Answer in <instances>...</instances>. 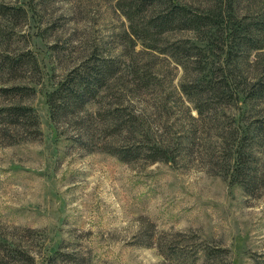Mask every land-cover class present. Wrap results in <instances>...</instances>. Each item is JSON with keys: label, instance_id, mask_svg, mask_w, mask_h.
Returning a JSON list of instances; mask_svg holds the SVG:
<instances>
[{"label": "rangeland", "instance_id": "obj_1", "mask_svg": "<svg viewBox=\"0 0 264 264\" xmlns=\"http://www.w3.org/2000/svg\"><path fill=\"white\" fill-rule=\"evenodd\" d=\"M118 1L0 0V89L33 88L20 103L41 132L0 146V264H45L57 251L90 264H264V191L250 197L198 168L85 153L50 123L46 95L83 65L113 61L107 87H149L158 97L180 87L182 65L161 49L189 35L167 34L149 48ZM236 1L240 18H264V0ZM253 56L264 65V44ZM10 101L0 96V107ZM259 167L264 175V154ZM152 234L173 241L168 253L136 244ZM14 247L33 261L12 259Z\"/></svg>", "mask_w": 264, "mask_h": 264}, {"label": "trees", "instance_id": "obj_2", "mask_svg": "<svg viewBox=\"0 0 264 264\" xmlns=\"http://www.w3.org/2000/svg\"><path fill=\"white\" fill-rule=\"evenodd\" d=\"M201 3L194 8L183 0L117 2L132 35L150 42L149 48L167 34L189 35L161 49L182 65L177 90L158 97L149 87H107L118 70L113 61L83 65L46 95L49 120L56 129L68 130V139L85 153L104 152L126 163L198 168L258 197L264 191L259 167L264 154V65L250 56L263 47L264 18H240L236 0ZM33 94L30 87L0 89V96L11 100L0 107V146L41 134L33 108L20 103ZM148 96L152 103L146 107ZM89 104L96 110L87 109ZM172 243L153 234L147 243L136 242L161 254ZM9 251L14 260H32L20 247ZM44 261L90 264L69 251H57Z\"/></svg>", "mask_w": 264, "mask_h": 264}]
</instances>
